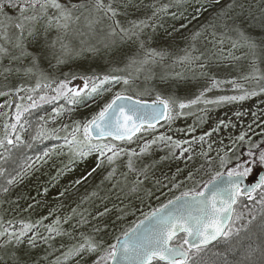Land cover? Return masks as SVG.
<instances>
[{"label": "snow or ice", "instance_id": "obj_1", "mask_svg": "<svg viewBox=\"0 0 264 264\" xmlns=\"http://www.w3.org/2000/svg\"><path fill=\"white\" fill-rule=\"evenodd\" d=\"M89 58L106 70L60 71ZM0 97V264H264V174L248 182L264 170V0H0ZM49 140L62 143L36 152Z\"/></svg>", "mask_w": 264, "mask_h": 264}, {"label": "rangeland", "instance_id": "obj_2", "mask_svg": "<svg viewBox=\"0 0 264 264\" xmlns=\"http://www.w3.org/2000/svg\"><path fill=\"white\" fill-rule=\"evenodd\" d=\"M224 2V3H223ZM228 2V0H222V4H226ZM215 11V9H214ZM208 19V14L205 15V17L201 18V20L199 22H194L193 25H189V29H192L196 26H198V23H203L205 22L206 20ZM239 54V53H237ZM54 62V61H53ZM241 64H243V62H240ZM48 65V64H47ZM48 68V66H47ZM45 68V69H47ZM106 69H104L105 71ZM65 70H63L62 72H64ZM233 75H235L236 73H232ZM221 75H227V73L225 72H221ZM74 84H80L81 82L80 81H74L73 82ZM117 89H120V86H117L116 88H114L113 90H117ZM109 94V93H108ZM106 94V95H108ZM179 95L183 96L185 94V89H182V92L178 93ZM217 94H220V93H217ZM7 98L6 97H0V103H4V101L6 100ZM256 103V100H251V101H247L243 104V108L244 109H247L249 107H252V105H254ZM54 106L53 105H45V107L43 109H41L39 112H37L35 115L36 116H39V115H46V114H49L51 113V110ZM237 105H229V106H225V107H222L217 115L218 116H221L225 113H227L229 116L232 115V112L236 109ZM98 110V105H95L93 104V106L91 108H86L84 106H80L76 112L72 113L70 117L66 116V117H63L61 118L60 121H57V126L60 124V123H71L72 120H76V119H80V120H83L84 118H90V115L94 112ZM35 118V117H34ZM251 120V116L249 115L248 117L245 118V123L249 122ZM194 122V118L192 117H188L187 119H184V118H181L179 120H177L175 122V124L173 125V129H187V127L189 125H191L192 123ZM208 125H205L203 126L202 128H198L197 129V132L194 133V135H199L201 134L203 131L207 130L208 129ZM161 132H164V131H167V128H161L160 129ZM229 131H231V129H229ZM237 131H239V128L237 129ZM260 129H256V132H257V136H253V139H257V141L259 139H264V136H259V133H260ZM168 134L169 135H173L174 138L176 139H182V138H185L184 137V134L183 133H177V132H173V131H168ZM63 135V134H61ZM224 133L222 132L221 133V136H223ZM62 143V141H55V140H49V141H45L43 144H40L37 146L36 148V152H42L43 150L45 149H49V148H52L54 144H60ZM240 152L241 153H245V149H240ZM29 155H34L33 152H29L28 153ZM246 154V153H245ZM61 159H64L63 157L59 158V159H56L55 163L57 165H59L60 163V160ZM95 161V157H89L85 162L81 163V164H78L74 171L70 172L69 174H67L66 176H63L60 178V184L61 185H66L68 184L71 180H73L74 178H78L86 169H89L92 167L93 163ZM176 163L175 162H172L169 165H166L163 167V171H166V172H171V171H174L175 168H176ZM56 171H57V167H53L51 166V162H50V165L48 166H45L44 169H42L41 173H38L36 175L39 176V180L37 181L36 177L34 176L31 180L27 181L26 182V185L23 187V191L26 195H35L36 194V188L37 186L39 185H44L48 180H50V178L52 176H55L56 174ZM260 169H254L252 175L248 178V181H254L256 179V177L259 175L260 173ZM160 173L159 171L157 172V176H159ZM204 180H207L208 177L205 176L203 177ZM98 180H99V176H97L96 180H93L90 184H88L86 187H81L79 189V191L76 193L77 196L79 195H83L85 194L86 192H89L92 190L93 186L98 183ZM17 192L20 191V189H17L16 190ZM165 194L164 196H161L160 197V200H156L155 198H152V199H147L145 198V202L143 204H140L139 207L144 211V212H148L150 210V208H155L157 207L161 202H165L167 198H171L173 193H169L167 192V190L165 189L164 190ZM175 194H179L178 192L175 193ZM157 195H159V193H157ZM136 203H139V201H136ZM47 210H43L40 215H43V214H46ZM142 216H141V213L140 212H137L136 213V216H129L128 219L124 222L125 225H129L130 222H135L136 220L138 219H141ZM111 219H115V215H113L111 217ZM46 223H48L49 221H45ZM117 224H119V222H117ZM116 231L118 232L119 231V227L116 228ZM115 233H112L110 234V236L108 237L109 240H111V235H114Z\"/></svg>", "mask_w": 264, "mask_h": 264}, {"label": "trees", "instance_id": "obj_3", "mask_svg": "<svg viewBox=\"0 0 264 264\" xmlns=\"http://www.w3.org/2000/svg\"><path fill=\"white\" fill-rule=\"evenodd\" d=\"M224 3V2H223ZM214 11V9H213ZM203 18V17H202ZM54 63V62H53ZM47 61L43 62V67L44 68H47ZM69 67H73V68H85V69H90V70H94V71H97V72H102L104 71L105 67L104 65L102 64V62H100L99 60H96L94 58H89L87 60H78L76 61L75 63L73 64H70L69 66H61V69L60 71H63L65 70L64 72H67L69 70ZM57 75H59V73H55ZM155 82H152V84H154ZM141 84H143L144 87H150L152 86V84H149V83H144L143 81H141ZM182 89L181 88L179 90V93L182 92ZM120 89H117V90H113V92L115 91H119ZM128 94H132V93H128ZM112 95V93H109L108 95L105 96V100H107L108 98H110ZM134 98H137V97H134ZM140 98H143L145 100H148L149 102H151L155 97L154 95H145L143 97H140ZM102 103V102H101ZM264 170H261L260 172H262Z\"/></svg>", "mask_w": 264, "mask_h": 264}, {"label": "water", "instance_id": "obj_4", "mask_svg": "<svg viewBox=\"0 0 264 264\" xmlns=\"http://www.w3.org/2000/svg\"><path fill=\"white\" fill-rule=\"evenodd\" d=\"M161 123H163V121H162ZM261 174H264V173H263V172H262V173H260V174H259V176H260ZM259 176H258V178H259ZM258 178H257V180H258ZM257 180H256V181H257ZM253 183H255V182H253Z\"/></svg>", "mask_w": 264, "mask_h": 264}]
</instances>
